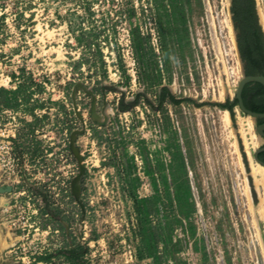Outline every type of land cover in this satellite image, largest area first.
I'll list each match as a JSON object with an SVG mask.
<instances>
[{
    "label": "rangeland",
    "instance_id": "rangeland-1",
    "mask_svg": "<svg viewBox=\"0 0 264 264\" xmlns=\"http://www.w3.org/2000/svg\"><path fill=\"white\" fill-rule=\"evenodd\" d=\"M227 1L0 0V264H264Z\"/></svg>",
    "mask_w": 264,
    "mask_h": 264
},
{
    "label": "trees",
    "instance_id": "trees-1",
    "mask_svg": "<svg viewBox=\"0 0 264 264\" xmlns=\"http://www.w3.org/2000/svg\"><path fill=\"white\" fill-rule=\"evenodd\" d=\"M255 6V0H232L233 22L237 30L238 48L241 58L245 64V72L248 76L264 75V33L259 25V19ZM133 35H136L135 33ZM255 84V90H263L259 83L251 82L248 86ZM246 87L243 93L245 108L258 113H264V102L258 101L255 94L248 96ZM169 99L173 104H181V100H176L170 93L167 87L163 88L161 93L160 104H163L166 99ZM238 102L226 105L223 108L228 109L231 113ZM263 122V120H260Z\"/></svg>",
    "mask_w": 264,
    "mask_h": 264
},
{
    "label": "water",
    "instance_id": "water-1",
    "mask_svg": "<svg viewBox=\"0 0 264 264\" xmlns=\"http://www.w3.org/2000/svg\"><path fill=\"white\" fill-rule=\"evenodd\" d=\"M259 14V13H258ZM259 17V25L261 26V28H263L262 30H264V27H263V23L261 21V18H260V15H258ZM233 25H234V22H233ZM234 30L237 34V30L235 28V25H234ZM238 45V44H237ZM238 52H239V48H238ZM239 55H240V52H239ZM240 61H241V64H242V79L241 81L239 82L238 84V87H237V90H236V96H235V101L238 102V107L240 112L243 113V114H246L248 115L250 118H252V120L255 122V129L258 133V135L260 136L261 139L264 138V124L260 125V126H257V120L258 119H264V113H258V112H254L252 110H249L248 108H245V104H244V100H243V91H244V88L245 86L250 83V82H254V83H259L261 84L263 87H264V75H257V76H248L246 75L245 73V68H244V62L241 58V55H240ZM83 89L85 90V92L89 95H91L92 97V119L95 123L101 125V126H104L108 123V114L106 112V109H107V106L102 109L103 110V114H104V119L103 121H100V115L97 113V100H96V96L88 89L85 88V86L81 83L77 84L75 86V89H74V92H73V99L74 101H76V97H77V94L78 92ZM109 90V91H115V92H121L122 95L124 96L125 95V91L118 88V87H115V86H110V85H104L103 87V91H106ZM75 108L77 109V106L75 105ZM130 108H133V104H130L129 106V109ZM80 115V114H79ZM81 117V115H80ZM82 118V117H81ZM85 130H82V131H76L73 133L72 135V150L74 152V154L76 155V159H78L79 163H80V174L79 176L74 180L73 182V185H72V189H73V193L76 197H79V194H80V180H81V177L82 175L84 174L85 172V166L83 164V158H81L80 156V153L79 151H77V149L75 148V140H76V136L78 134H81L83 133ZM264 151V148H259L253 155V159L256 161V163H258L259 165H261L263 168H264V163L262 161L259 160V153Z\"/></svg>",
    "mask_w": 264,
    "mask_h": 264
},
{
    "label": "bare ground",
    "instance_id": "bare-ground-1",
    "mask_svg": "<svg viewBox=\"0 0 264 264\" xmlns=\"http://www.w3.org/2000/svg\"><path fill=\"white\" fill-rule=\"evenodd\" d=\"M227 3H228V5L230 4V2H229V0L227 1ZM261 16V15H260ZM261 21H262V23H263V20H262V18H261ZM228 27H229V31H230V34H231V39H232V41H233V45H232V47H234V49H235V41H234V31H233V28H232V25H231V23H230V21H229V19H228ZM263 27H264V23H263ZM233 49V50H234ZM241 62V61H240ZM241 75H242V64H241ZM6 81V80H5ZM222 95H224L223 93H222ZM252 119V118H251ZM225 120H226V122L229 124V121H230V119H229V116H228V112H225ZM253 121V120H252ZM249 127H250V129H253V125H252V122L251 121H249ZM259 142L260 141H258V142H255V145H258L259 144ZM253 173H254V175H255V177H257L258 176V182H261V184L264 186V168L261 166V165H259V164H253ZM257 183V182H256ZM258 185V184H257ZM0 241H1V232H0ZM1 242H3V241H1ZM1 242H0V244H1ZM6 245H8V243H5V245L4 246H6Z\"/></svg>",
    "mask_w": 264,
    "mask_h": 264
},
{
    "label": "flooded vegetation",
    "instance_id": "flooded-vegetation-1",
    "mask_svg": "<svg viewBox=\"0 0 264 264\" xmlns=\"http://www.w3.org/2000/svg\"><path fill=\"white\" fill-rule=\"evenodd\" d=\"M244 68H245V64H244ZM246 73V72H245ZM251 83V82H250ZM249 84V83H248ZM248 84L245 86V88H244V91H243V93L245 92V90H246V87L248 86ZM254 86H255V84H253L252 86H248L249 88H251V89H247V94H248V96H254L255 94H258L256 97V99L258 100V101H261V102H264V87H263V90L261 91V89L259 90H255L254 89ZM260 120H263V122H260ZM262 124H264V119H258L257 120V126H260V125H262ZM261 148H264V138H263V145H262V147ZM259 160L260 161H262L263 163H264V151H262V152H260L259 153Z\"/></svg>",
    "mask_w": 264,
    "mask_h": 264
}]
</instances>
